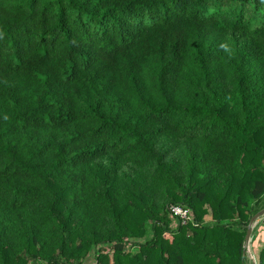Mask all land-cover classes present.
Returning <instances> with one entry per match:
<instances>
[{"label":"trees","instance_id":"trees-1","mask_svg":"<svg viewBox=\"0 0 264 264\" xmlns=\"http://www.w3.org/2000/svg\"><path fill=\"white\" fill-rule=\"evenodd\" d=\"M263 204L264 0H0V264H249Z\"/></svg>","mask_w":264,"mask_h":264},{"label":"rangeland","instance_id":"rangeland-1","mask_svg":"<svg viewBox=\"0 0 264 264\" xmlns=\"http://www.w3.org/2000/svg\"><path fill=\"white\" fill-rule=\"evenodd\" d=\"M171 206H169L167 208V216H168V209ZM194 216H195V213H194ZM261 219L262 218H260L255 223V225L253 227V230H252V235H251L250 242H249V253H248L249 260H250L249 264H259V254H260L261 249L264 248V230H262V231L259 230L258 229L259 226L257 225V223ZM170 221H171V219H170ZM211 222H213L212 221V217H211L210 214H208L205 217L204 221L201 222V224L203 225V224L211 223ZM169 224H170L169 227L172 230V221ZM152 237H153V230H151L149 237H140V238H130V239H127L128 242L130 243V251L135 254L138 251V249H139V244L144 243L148 238H152ZM80 262H81V260L75 262V264H80ZM35 264H45V263L38 261ZM83 264H97L96 261H95V253L92 252L91 255L87 259L84 260Z\"/></svg>","mask_w":264,"mask_h":264},{"label":"built area","instance_id":"built-area-1","mask_svg":"<svg viewBox=\"0 0 264 264\" xmlns=\"http://www.w3.org/2000/svg\"><path fill=\"white\" fill-rule=\"evenodd\" d=\"M168 217L172 221V230H176L180 225L187 226L189 224H192L194 226H199V223L196 221L193 211L184 206L172 205L168 209Z\"/></svg>","mask_w":264,"mask_h":264},{"label":"water","instance_id":"water-1","mask_svg":"<svg viewBox=\"0 0 264 264\" xmlns=\"http://www.w3.org/2000/svg\"><path fill=\"white\" fill-rule=\"evenodd\" d=\"M264 216V209L262 211H260L259 213H257L255 216H253L250 220L249 226H248V230H247V234L245 237V254L249 253V242H250V238L252 235V230L253 227L255 225V223Z\"/></svg>","mask_w":264,"mask_h":264},{"label":"crops","instance_id":"crops-1","mask_svg":"<svg viewBox=\"0 0 264 264\" xmlns=\"http://www.w3.org/2000/svg\"><path fill=\"white\" fill-rule=\"evenodd\" d=\"M257 225L259 226V230H264V216L262 217V219L257 223ZM256 225V226H257Z\"/></svg>","mask_w":264,"mask_h":264}]
</instances>
